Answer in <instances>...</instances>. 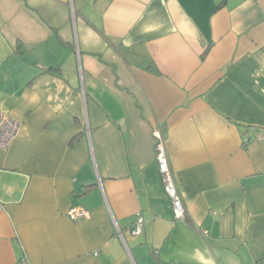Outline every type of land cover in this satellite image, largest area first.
I'll return each mask as SVG.
<instances>
[{
	"label": "crops",
	"instance_id": "crops-1",
	"mask_svg": "<svg viewBox=\"0 0 264 264\" xmlns=\"http://www.w3.org/2000/svg\"><path fill=\"white\" fill-rule=\"evenodd\" d=\"M0 110V264H264V0H0Z\"/></svg>",
	"mask_w": 264,
	"mask_h": 264
},
{
	"label": "built area",
	"instance_id": "built-area-1",
	"mask_svg": "<svg viewBox=\"0 0 264 264\" xmlns=\"http://www.w3.org/2000/svg\"><path fill=\"white\" fill-rule=\"evenodd\" d=\"M69 4L71 0H68ZM21 121L16 117L11 116L0 110V148L6 150L9 148L12 141L18 136L21 129ZM155 139L154 156L157 169L162 181L163 190L170 200L174 220H185L187 217V208L182 200L179 190L176 186L173 172L170 166L162 132L159 127L152 131ZM3 209V204L0 202V211ZM88 215V210L82 206H73L69 208L68 216L72 219L84 218ZM144 230V219L138 217L131 231L133 234H139ZM259 264V263H257Z\"/></svg>",
	"mask_w": 264,
	"mask_h": 264
},
{
	"label": "trees",
	"instance_id": "trees-1",
	"mask_svg": "<svg viewBox=\"0 0 264 264\" xmlns=\"http://www.w3.org/2000/svg\"><path fill=\"white\" fill-rule=\"evenodd\" d=\"M17 45H18L17 47H19V46H20V44H19V43H18ZM50 69H54V68H51V67H50ZM55 70H56V69H55Z\"/></svg>",
	"mask_w": 264,
	"mask_h": 264
}]
</instances>
